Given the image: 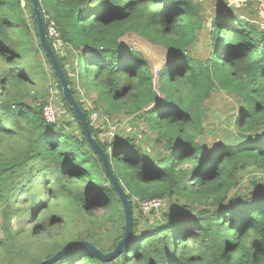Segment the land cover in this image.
Segmentation results:
<instances>
[{
    "label": "trees",
    "instance_id": "16d2710c",
    "mask_svg": "<svg viewBox=\"0 0 264 264\" xmlns=\"http://www.w3.org/2000/svg\"><path fill=\"white\" fill-rule=\"evenodd\" d=\"M38 1L48 41L133 217L131 240L112 260L77 247L51 264H264V32L261 19L241 11L245 0ZM51 24L64 54L48 35ZM132 30L169 52L157 91L144 55L120 41ZM200 31L205 40L196 48ZM45 64L59 90L51 102L66 108L77 133L42 116L51 93L37 98L32 70ZM78 85L96 92L92 110ZM223 93L234 99L233 113L218 130L209 113ZM92 111L141 121L148 147L135 132L101 140ZM250 169L260 175L244 183ZM153 198L166 210L143 212L140 202ZM0 209L2 264H36L74 240L109 251L124 233L122 204L62 95L30 0H0Z\"/></svg>",
    "mask_w": 264,
    "mask_h": 264
},
{
    "label": "rangeland",
    "instance_id": "374dc122",
    "mask_svg": "<svg viewBox=\"0 0 264 264\" xmlns=\"http://www.w3.org/2000/svg\"><path fill=\"white\" fill-rule=\"evenodd\" d=\"M51 25H53V24H51ZM204 40H205L204 39V33L202 31H200L198 34L197 44L195 45L196 48H199V46L204 42ZM120 41L125 46L130 47V48H132V49H134V50H136V51H138L144 55V57L148 61L150 71L153 74V87L157 91L158 90L159 71L162 68L163 64L169 60V58H170L169 52L166 49H164L163 46L156 44V43H153V42L149 41L148 38H145V37L138 35V33L134 30L128 32L126 35L121 37ZM59 49L61 51V52H59V54H64L66 52V47L65 48H59ZM37 58L39 59V61L41 63L44 62L42 54H40V56ZM29 62H33V60H30ZM43 68H44L43 71H42V69H39V68L32 70L33 75H36L35 81L32 84V86L34 89H38L37 90L38 94H39L40 90H42V89L46 90L47 91L46 92L47 94H45L46 99L50 98V93L52 90L54 92V98H56V96H59L58 95L59 92H57V90H58L57 89V83L55 82V79L52 77L48 65L45 64L43 66ZM42 72H44L45 78H44V75L42 76ZM77 80L78 79L76 77L75 81H77ZM76 88L80 89V94H79L80 99H82L85 106L88 109L92 110L93 109V100L96 98V92L91 91L90 94H86L84 88L81 87L80 85H78ZM158 95H159V100L161 101V99H162L161 93L158 92ZM42 96H43L42 93H40L37 96V98L42 97ZM27 99L30 101L36 100V98L35 99L30 98V96L27 97ZM217 100L219 102H221L222 105L220 106L219 109L213 108L212 111L209 113V115L212 116L211 118H212L213 122H217V121L221 122L220 126L218 127V130H219L220 128H227L230 126V120L227 118V116L229 117L228 114L233 113L232 104L234 103V99L230 96V94L223 93L220 97L217 98ZM83 107H84V105H83ZM218 110L220 112L217 113ZM58 116H59L58 121H60V122H58L59 124L66 126L65 124L69 123L66 126L67 129H69L71 132H75V133L78 132V127H77L76 123L72 120L71 114H69L67 112L66 108L64 109V112L60 113ZM109 119H110L109 121H111L112 124L117 126L115 136H120L121 134H122V136L134 135L133 133L135 132V134L136 133L139 134L138 135L139 137L141 136V138L138 140L141 143V145L144 147H148L147 143L149 140H147V137H149L150 135L148 132H146L144 130L143 123L141 121L136 120V124H135L133 118L125 117L123 113H114L111 115V118H109ZM61 120L65 121V124L62 123ZM117 120H118V122H117ZM252 175L258 176L260 174L256 171H253L250 169L249 172L247 173V177L245 176V179L243 180V182L244 183L248 182L247 178H249ZM160 207L163 209V211H165L167 208V206L165 204H163ZM157 211H159V209ZM0 212H1V209H0ZM102 212H103V209H99V210L93 211V214H100ZM159 218H164V217L159 216ZM0 225H1V218H0ZM61 225H62V223H58V224L53 225L52 226L53 232H59L61 230ZM145 225L146 224H143V226H145ZM110 231L111 230L104 232V229H103V232L105 233V235L107 237L110 236V234H111V237L113 236ZM2 236H3V234H2V230H1V226H0V238ZM50 236H52V235L50 234ZM0 264H2L1 256H0Z\"/></svg>",
    "mask_w": 264,
    "mask_h": 264
},
{
    "label": "water",
    "instance_id": "95a60500",
    "mask_svg": "<svg viewBox=\"0 0 264 264\" xmlns=\"http://www.w3.org/2000/svg\"><path fill=\"white\" fill-rule=\"evenodd\" d=\"M30 1L32 3V8H33V12H34L35 20H36L37 32L39 36V43L41 47L44 49L45 54L47 55L48 59L51 62L52 68L54 69V72L59 80L62 95L66 103L70 106V108L72 109L76 117L78 118L88 143L94 148V150L97 152V154L99 155L101 159V162L105 170V174L110 180L114 190L116 191L118 195V198L122 204L123 214H124V233H123V236L116 242V245L112 250L103 251L101 248H99L94 243L88 240H74V241L67 242L66 244H64V246L61 249L56 251L52 256L42 259L36 264H51L55 260L61 258L68 251L74 248H77V247L88 250L89 252H91L92 254H94L95 256H97L99 259L103 261H110L113 258H115L126 247V245L131 240L133 217H132L130 202L119 180L115 177L111 169L110 161H109L107 154L103 151V149L100 147L95 137L92 135L90 124L87 120L86 114L81 109L77 100L75 99L72 93V90L68 84L64 70L59 60L57 59L52 46L50 45L48 41L44 19L41 13V9L39 7V1L38 0H30ZM239 135L241 137H250L254 134L253 133L252 134L239 133Z\"/></svg>",
    "mask_w": 264,
    "mask_h": 264
},
{
    "label": "built area",
    "instance_id": "2783aa9c",
    "mask_svg": "<svg viewBox=\"0 0 264 264\" xmlns=\"http://www.w3.org/2000/svg\"><path fill=\"white\" fill-rule=\"evenodd\" d=\"M261 30L264 32V22H258ZM48 35L50 36L51 40L55 47L60 48L63 44V41L59 35V32L55 28L54 25H50L48 27ZM54 97V92L51 90V98L42 106V116L46 122L54 123L59 119V114L64 112L63 107L61 104H53L51 99ZM90 119L92 124L96 126H101L103 128L100 139L101 140H111L115 137L116 127L114 124L109 121L110 119L101 116L97 111H92L90 115ZM161 199L160 198H153L149 200H143L140 202V207L143 212H147L151 209H157L161 206Z\"/></svg>",
    "mask_w": 264,
    "mask_h": 264
},
{
    "label": "crops",
    "instance_id": "0c3cea01",
    "mask_svg": "<svg viewBox=\"0 0 264 264\" xmlns=\"http://www.w3.org/2000/svg\"><path fill=\"white\" fill-rule=\"evenodd\" d=\"M227 1L233 3L236 0H227ZM239 7H241V11L243 13L245 14L248 13L252 17L261 19L260 21L264 22V0H245L244 5H240Z\"/></svg>",
    "mask_w": 264,
    "mask_h": 264
}]
</instances>
